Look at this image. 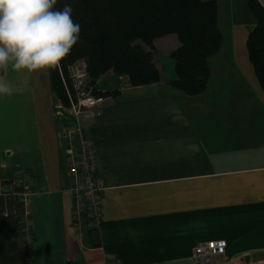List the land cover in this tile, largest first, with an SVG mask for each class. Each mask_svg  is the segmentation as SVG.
I'll return each instance as SVG.
<instances>
[{
    "label": "crops",
    "instance_id": "1",
    "mask_svg": "<svg viewBox=\"0 0 264 264\" xmlns=\"http://www.w3.org/2000/svg\"><path fill=\"white\" fill-rule=\"evenodd\" d=\"M236 1L217 0L222 38L220 13ZM158 45H169L170 55L179 41L170 35ZM235 45L229 47L237 53ZM220 55L209 61L223 76L214 78L212 62L208 88L196 97L170 85L175 74L164 75L155 53L159 83L132 87L125 77H115L111 88L97 83L119 95L100 116L79 122L77 144L92 145L105 186L99 228L82 239L72 227L59 141L62 126L78 124L60 107L49 69L4 70L0 81L12 94L0 96V264H25L19 231L25 206L3 194L18 172L33 193L35 264H194V248L209 241L227 244L229 264H264V93L254 69L246 78L230 51Z\"/></svg>",
    "mask_w": 264,
    "mask_h": 264
},
{
    "label": "trees",
    "instance_id": "2",
    "mask_svg": "<svg viewBox=\"0 0 264 264\" xmlns=\"http://www.w3.org/2000/svg\"><path fill=\"white\" fill-rule=\"evenodd\" d=\"M73 20L80 25L79 40L71 52L49 69L52 90L64 108L73 93L68 69L84 60L95 95H119L96 86L111 74L127 78L130 86L161 81L154 62L155 41L176 35L179 46L170 54L176 79L170 85L186 96L206 92L211 78L209 59L220 52L217 0H71ZM63 6L58 0L55 7ZM256 23L247 38L249 61L264 93V6L250 0ZM4 70L0 71V77Z\"/></svg>",
    "mask_w": 264,
    "mask_h": 264
},
{
    "label": "built area",
    "instance_id": "3",
    "mask_svg": "<svg viewBox=\"0 0 264 264\" xmlns=\"http://www.w3.org/2000/svg\"><path fill=\"white\" fill-rule=\"evenodd\" d=\"M73 93L69 94L68 108L77 127L64 125L59 129L60 147L65 153L64 174L69 180L72 199V227L77 238L82 239L89 230H98L102 221V198L105 186L96 176V157L92 145L87 141L77 144L81 136L80 120L100 116L113 103L112 95H95L87 64L77 61L68 69ZM59 105L63 108L60 101ZM79 145V146H78ZM3 194L18 200L25 206L19 220V231L23 242L25 264H35V238L29 207L33 195L29 184L20 173L3 184ZM192 260L194 264H229L227 244L224 241L201 242L196 245Z\"/></svg>",
    "mask_w": 264,
    "mask_h": 264
},
{
    "label": "clouds",
    "instance_id": "4",
    "mask_svg": "<svg viewBox=\"0 0 264 264\" xmlns=\"http://www.w3.org/2000/svg\"><path fill=\"white\" fill-rule=\"evenodd\" d=\"M0 0V71H45L57 66L79 40L71 0ZM0 81V96L11 95Z\"/></svg>",
    "mask_w": 264,
    "mask_h": 264
},
{
    "label": "rangeland",
    "instance_id": "5",
    "mask_svg": "<svg viewBox=\"0 0 264 264\" xmlns=\"http://www.w3.org/2000/svg\"><path fill=\"white\" fill-rule=\"evenodd\" d=\"M222 3H223V0H222ZM227 7L228 8L223 6V11L225 10L226 12L220 13V26H221L223 33H224L222 45L223 44L224 45L221 47V55L218 58L225 59L226 55H228V53L230 51V54L233 55L235 62H237V64H238V68L241 69L240 70L241 73H244V75L247 78L250 71H251V76L254 75V73H253V67L248 61V53H247V48H246V42H247V38H248L247 34H249V32L251 30L249 32L245 33L244 27L245 26L247 27L248 25L250 27H254V26H252V24H250V17L251 18H253V17H252L251 12L249 11V8L246 5L242 6L241 0H237L236 2L229 4V6H227ZM221 11H222V9H221ZM230 20H233V21L230 22ZM246 35H247V38H246ZM230 42H231L232 46H234V43L236 42V45L234 48H235V50H237V53L232 51V48L229 47ZM168 46L169 45H167V46L158 45V49H155V51H154L155 57H156V59L159 60L160 65L164 66V75L168 76V75H172V73H173V74H175V77H176L177 75H176V71H175L174 62L171 59L170 55L167 54V51H166V49H170V48H166ZM212 62H214V78L216 76L217 77L223 76L222 75L223 70L219 71V68H218L217 64H215V61H213V59L211 61H209L210 69L212 66L211 65ZM257 81L258 80H256V82ZM115 82H116L115 77L108 75V76L101 79L100 89H103L106 87L111 88V87H113V84ZM257 84H258V82H257ZM112 91H114V90H112Z\"/></svg>",
    "mask_w": 264,
    "mask_h": 264
}]
</instances>
